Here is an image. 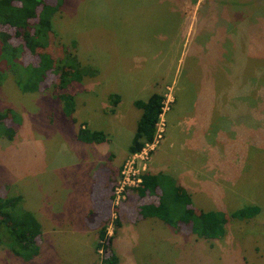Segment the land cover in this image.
I'll list each match as a JSON object with an SVG mask.
<instances>
[{
	"label": "rangeland",
	"instance_id": "1",
	"mask_svg": "<svg viewBox=\"0 0 264 264\" xmlns=\"http://www.w3.org/2000/svg\"><path fill=\"white\" fill-rule=\"evenodd\" d=\"M53 30L45 51L58 57L70 49L95 74L69 89L75 93L73 122L55 96L52 75L38 91L23 92L13 73L4 72L0 112L13 111L14 121L7 117L4 123L15 135L8 139L0 125V196L20 195L22 207H30L53 199L60 187L79 186L88 174L91 186L108 192L117 184L119 157L122 165L130 156L141 111L132 100L159 92L169 102L164 133L145 172L160 150L168 154L163 174L172 181L170 164L188 168L195 184L191 198L197 197L191 205L225 213V231L206 239L156 217L126 225L127 233L118 227L115 235L118 213L121 225L137 223V207L158 199L157 193L126 191L106 208L118 264H264V0H64ZM113 92L121 100L111 112ZM83 123L107 140H78ZM248 205L260 212L245 220L229 216ZM58 231L43 259L28 264H86L89 258L101 264L102 251L88 253L86 245L96 241L94 233L82 238L80 230ZM3 235L5 230L1 240Z\"/></svg>",
	"mask_w": 264,
	"mask_h": 264
},
{
	"label": "trees",
	"instance_id": "2",
	"mask_svg": "<svg viewBox=\"0 0 264 264\" xmlns=\"http://www.w3.org/2000/svg\"><path fill=\"white\" fill-rule=\"evenodd\" d=\"M55 1L51 3L48 0H0V82L4 72L9 70L23 92H35L41 88L47 75H52L51 83L57 90L55 96L62 102L64 115L75 122L76 119L72 116L75 111V93L69 89L74 83L79 84L85 76H93L95 69L82 66L70 49L64 48L58 57H53L45 51L54 35L53 17L64 0ZM71 44L75 46V40ZM24 54L28 55L27 59H24ZM119 98L118 94L110 95L111 112H114ZM164 99L163 94L154 92L146 100L134 101V105L142 112L128 147L129 153L139 151L146 142L153 140ZM7 117L14 121L12 110L0 112V125L6 128V137L12 139L15 131L12 126L4 123ZM76 138L86 143H102L107 140L102 131L90 130L84 123L78 127ZM114 185L115 182L107 192L106 207L114 198ZM169 190L172 192L171 196L168 195ZM126 191H129L128 196L134 192L140 197L158 194L157 201L151 200L137 207L140 218L157 217L175 229L184 224L189 226L190 233L206 239L215 240L224 234L223 225L227 222L225 213L194 209L188 193L162 172H145L142 182ZM167 198L171 200L170 204ZM21 202L20 195L0 196V233L5 230L8 234L7 237L3 235L4 239H0V242L5 244L6 241V245L15 254L24 260H30L39 251L37 237L41 233V224L30 210L22 207ZM175 205L179 206L181 211ZM259 212V206L248 205L229 213V216L245 220ZM103 213V222L96 223V251L101 250L103 253L101 264H117L118 257L112 247V235H108L107 231L108 210ZM121 217L118 213L113 219L114 232L121 226Z\"/></svg>",
	"mask_w": 264,
	"mask_h": 264
},
{
	"label": "crops",
	"instance_id": "3",
	"mask_svg": "<svg viewBox=\"0 0 264 264\" xmlns=\"http://www.w3.org/2000/svg\"><path fill=\"white\" fill-rule=\"evenodd\" d=\"M113 94L117 93L113 92ZM119 97L120 102L121 96L119 95ZM135 100L137 99L132 100L133 107L135 106ZM119 102L114 107V110L117 109ZM141 112L142 110L139 113L138 120L140 118ZM162 145H167V143L162 142ZM167 155L168 154L166 152L164 154L163 150H160V158L158 159V162L155 163V161L153 162V160H151V163L149 165V169H151L150 173L157 174L158 172L165 173L166 171H169L165 166L166 164H164V162H166L165 158ZM119 158L120 160L118 161L117 165L115 163L114 165L110 166L112 167V169H114L115 165L117 169H120V165L123 158L122 156ZM170 173L171 175L173 173L174 184L180 186L183 190L188 193L191 199V203L194 205L197 197H195V199L193 198V200L191 198V193L194 192L193 186H195V184L192 180L193 177L189 169L185 168L182 165L176 164L175 166H173L170 164ZM84 178L86 179L85 182H82L79 186H63L60 187V191L56 189V192L58 194L55 193L53 199H49L38 205L30 204V207H25V209L30 210L33 214L35 213L34 216L41 224V233L37 237V244L39 246L38 254L30 260H24L22 257L15 254L6 244L0 242V264H28L29 262L37 259H40L41 261V258L43 259L42 255L46 252L48 247L51 245L54 246L53 240L55 237H57L56 232H59L58 230H61V232H64V230H80L81 232L78 233L82 236V238L87 237L86 234L89 235L94 233L96 235V241L92 243L91 241L87 240L86 245L89 247L88 253H90V251L91 253L94 251L96 252V244L98 241V228L96 223L101 221L102 214L107 208L106 196L108 194L106 193L107 190L105 189V186H91L92 178L89 174L87 177L85 176ZM63 188H65V190H63ZM203 197H205V199H203ZM198 199L206 200V196H199ZM45 207H48L49 210L44 209ZM62 207H69V209L61 211ZM38 215L40 216V218L38 217ZM146 218L139 217V221L137 223H122L118 230L122 228V232L125 231L127 233L128 230L126 228V225L129 224L131 225V227H138V225L145 221ZM118 230L113 232V234L115 233V235H117ZM49 232H51L52 234H49ZM76 242L77 241H74V243ZM114 252L117 255L115 250ZM119 260L120 259L118 258V262ZM94 262V260H91L89 258L86 264H94Z\"/></svg>",
	"mask_w": 264,
	"mask_h": 264
},
{
	"label": "built area",
	"instance_id": "4",
	"mask_svg": "<svg viewBox=\"0 0 264 264\" xmlns=\"http://www.w3.org/2000/svg\"><path fill=\"white\" fill-rule=\"evenodd\" d=\"M168 100L164 99L162 113L156 123L155 134L151 142H146L143 147L134 153H130L121 165L118 174L117 184L113 188V203L118 204L126 196V190L138 186L142 182V175L145 173L151 158V153L156 148L164 133L163 115L168 109Z\"/></svg>",
	"mask_w": 264,
	"mask_h": 264
}]
</instances>
